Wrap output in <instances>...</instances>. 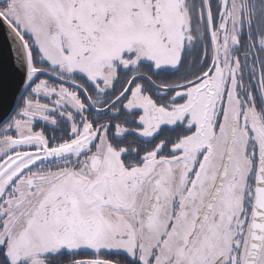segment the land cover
<instances>
[{"label": "snow or ice", "instance_id": "obj_1", "mask_svg": "<svg viewBox=\"0 0 264 264\" xmlns=\"http://www.w3.org/2000/svg\"><path fill=\"white\" fill-rule=\"evenodd\" d=\"M0 264H264V0H0Z\"/></svg>", "mask_w": 264, "mask_h": 264}]
</instances>
